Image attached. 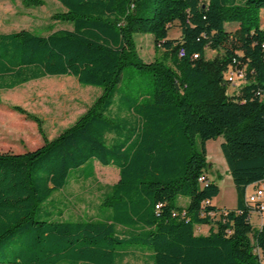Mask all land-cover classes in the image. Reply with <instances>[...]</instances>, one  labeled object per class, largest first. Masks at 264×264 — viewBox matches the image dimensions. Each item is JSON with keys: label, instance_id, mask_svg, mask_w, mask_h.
Returning <instances> with one entry per match:
<instances>
[{"label": "trees", "instance_id": "obj_1", "mask_svg": "<svg viewBox=\"0 0 264 264\" xmlns=\"http://www.w3.org/2000/svg\"><path fill=\"white\" fill-rule=\"evenodd\" d=\"M57 1L64 9L51 18L70 28L0 32V90L48 76L101 90L49 140L40 118L12 106L37 123L44 142L0 152V264H116L135 246L151 251L154 264H261L251 238L264 250V224L253 227L244 193L264 179V0ZM175 22L180 34L170 38ZM136 34H150L162 59L144 61ZM230 65L245 71L231 94ZM126 66L148 70L152 91L125 98L128 112L112 117ZM219 136L234 208L212 204L219 187L205 176L206 142ZM95 161L118 169L99 207L110 212L63 219L53 194L74 169L78 180L93 178ZM204 225L207 233L195 232Z\"/></svg>", "mask_w": 264, "mask_h": 264}, {"label": "rangeland", "instance_id": "obj_2", "mask_svg": "<svg viewBox=\"0 0 264 264\" xmlns=\"http://www.w3.org/2000/svg\"><path fill=\"white\" fill-rule=\"evenodd\" d=\"M42 1L41 5L28 6L23 0H0V32L30 29L46 34L71 27L70 23L51 18L53 13L64 9L59 1ZM260 14L264 16V12ZM179 34L178 24L175 22L168 31V37L176 38ZM134 38L139 56L144 61L162 59L163 49L155 48L150 34H136ZM214 55V51L207 50L208 57ZM236 86L237 84L229 85L228 93L231 94ZM100 90L99 87L79 85L72 76H48L14 89L0 90V152H24L35 149L44 142L37 123L13 110L12 106H20L40 118L44 136L49 140L70 126L98 96ZM151 91V73L134 66H126L107 115L118 117L126 114L128 99L125 98L134 101L147 99ZM222 141L223 137L219 136L206 142L209 165L205 176L220 187L213 204L221 208H234L236 191L220 149ZM94 169L95 176L87 180H78L76 176L80 173L79 170H72L65 188L53 194L54 202L61 201L65 205H60L64 218L102 217L104 213L110 212L108 208L99 207L104 186L117 182L118 169L101 165L97 161L94 162ZM185 199L178 198L176 203L182 204ZM250 221L254 226L258 225L257 215L252 213ZM195 232L203 233L199 226Z\"/></svg>", "mask_w": 264, "mask_h": 264}, {"label": "built area", "instance_id": "obj_3", "mask_svg": "<svg viewBox=\"0 0 264 264\" xmlns=\"http://www.w3.org/2000/svg\"><path fill=\"white\" fill-rule=\"evenodd\" d=\"M262 46L264 47V44ZM180 54H182V51ZM196 56L195 54L194 57ZM224 78L228 84L238 85L245 82V71L243 68L230 65L224 72ZM244 203L249 208V219L252 213L258 217V225H253V227L260 228L264 224V179L259 180L255 184L248 185L245 188ZM251 244L253 254L261 264H264V250L257 245L254 238H251Z\"/></svg>", "mask_w": 264, "mask_h": 264}, {"label": "crops", "instance_id": "obj_4", "mask_svg": "<svg viewBox=\"0 0 264 264\" xmlns=\"http://www.w3.org/2000/svg\"><path fill=\"white\" fill-rule=\"evenodd\" d=\"M261 12H264V8L261 9L260 13ZM261 19L264 22V16H261ZM118 178H119V176H118ZM219 190H220V187H219ZM186 203H187V200L185 199V202L180 204V205H185ZM57 204H59V207H60V205H62L63 203L61 201H58ZM212 204H213V201H212ZM62 206H65V205H62ZM235 206H236V204H235ZM57 210L59 212H61L60 215L62 216L63 219H69V218H64L63 211L61 210V208L57 209ZM200 230H202L203 233H207L208 227H206V225L201 226ZM61 264H68V263H61ZM77 264H88V263L80 262V263H77ZM116 264H154V263H153V258H152V252L151 251H149L147 249H143L142 247H139V246H135V247L123 249V253H121V255L118 257V259L116 261Z\"/></svg>", "mask_w": 264, "mask_h": 264}]
</instances>
